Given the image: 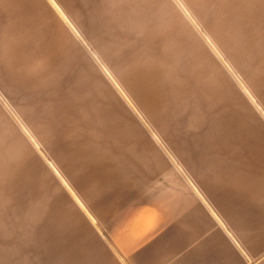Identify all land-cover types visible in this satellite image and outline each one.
I'll return each instance as SVG.
<instances>
[{
  "label": "rangeland",
  "instance_id": "obj_1",
  "mask_svg": "<svg viewBox=\"0 0 264 264\" xmlns=\"http://www.w3.org/2000/svg\"><path fill=\"white\" fill-rule=\"evenodd\" d=\"M185 181L233 234L189 264H264V0H0V264H120Z\"/></svg>",
  "mask_w": 264,
  "mask_h": 264
},
{
  "label": "crops",
  "instance_id": "obj_2",
  "mask_svg": "<svg viewBox=\"0 0 264 264\" xmlns=\"http://www.w3.org/2000/svg\"><path fill=\"white\" fill-rule=\"evenodd\" d=\"M173 213L159 216L153 209L139 212L123 238H104V246L120 264H189L202 246L211 244L216 233L226 244L233 236L228 225L214 210L210 200L192 183L185 181ZM84 206V205H83ZM165 223V224H163ZM186 223H189L186 225ZM192 237V241L186 240ZM234 252L244 264V252L236 245Z\"/></svg>",
  "mask_w": 264,
  "mask_h": 264
},
{
  "label": "bare ground",
  "instance_id": "obj_3",
  "mask_svg": "<svg viewBox=\"0 0 264 264\" xmlns=\"http://www.w3.org/2000/svg\"><path fill=\"white\" fill-rule=\"evenodd\" d=\"M211 43V42H210ZM214 47V46H213ZM170 153V152H169ZM173 158V157H172ZM182 173H184V172H182ZM82 204V203H81ZM83 205V204H82Z\"/></svg>",
  "mask_w": 264,
  "mask_h": 264
}]
</instances>
